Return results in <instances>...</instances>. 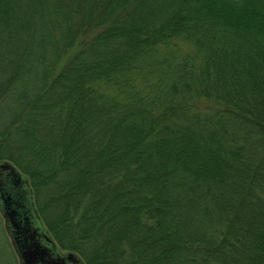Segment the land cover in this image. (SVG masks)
I'll use <instances>...</instances> for the list:
<instances>
[{
    "label": "trees",
    "instance_id": "16d2710c",
    "mask_svg": "<svg viewBox=\"0 0 264 264\" xmlns=\"http://www.w3.org/2000/svg\"><path fill=\"white\" fill-rule=\"evenodd\" d=\"M2 162L84 264H264V0H0Z\"/></svg>",
    "mask_w": 264,
    "mask_h": 264
},
{
    "label": "water",
    "instance_id": "95a60500",
    "mask_svg": "<svg viewBox=\"0 0 264 264\" xmlns=\"http://www.w3.org/2000/svg\"><path fill=\"white\" fill-rule=\"evenodd\" d=\"M0 213L18 264H83L59 251L33 209L26 179L7 162L0 163Z\"/></svg>",
    "mask_w": 264,
    "mask_h": 264
},
{
    "label": "rangeland",
    "instance_id": "374dc122",
    "mask_svg": "<svg viewBox=\"0 0 264 264\" xmlns=\"http://www.w3.org/2000/svg\"><path fill=\"white\" fill-rule=\"evenodd\" d=\"M49 198H50V196H49L48 190L44 188L43 189V198H42V196H39L38 200L39 201H45ZM45 210H47V214H48L49 218L51 219V221H53V219L55 218V215L53 216L52 210L55 211V203L54 204H51V203L46 204L44 207V211ZM58 249L60 252L64 251V250H61L59 247H58ZM10 251L12 252V254L14 256V260H15L14 262L16 264H18L16 254H15L13 246L11 244V240L8 237L5 226H4V220H3L2 215L0 213V264H12Z\"/></svg>",
    "mask_w": 264,
    "mask_h": 264
},
{
    "label": "flooded vegetation",
    "instance_id": "af4514ba",
    "mask_svg": "<svg viewBox=\"0 0 264 264\" xmlns=\"http://www.w3.org/2000/svg\"><path fill=\"white\" fill-rule=\"evenodd\" d=\"M66 252H68V251H65V252L63 251L62 253L64 254V253H66ZM67 263H69V264H72V263H71V262H69V261H67Z\"/></svg>",
    "mask_w": 264,
    "mask_h": 264
}]
</instances>
